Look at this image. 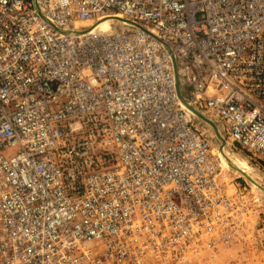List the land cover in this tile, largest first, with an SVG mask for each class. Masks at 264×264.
Wrapping results in <instances>:
<instances>
[{"label":"built area","instance_id":"built-area-1","mask_svg":"<svg viewBox=\"0 0 264 264\" xmlns=\"http://www.w3.org/2000/svg\"><path fill=\"white\" fill-rule=\"evenodd\" d=\"M177 82L264 162V0H0V264H212L243 242L258 200Z\"/></svg>","mask_w":264,"mask_h":264},{"label":"rangeland","instance_id":"rangeland-1","mask_svg":"<svg viewBox=\"0 0 264 264\" xmlns=\"http://www.w3.org/2000/svg\"><path fill=\"white\" fill-rule=\"evenodd\" d=\"M199 125L204 129V131L212 137V142L214 147L219 144V139L216 137L213 129L206 123L198 120ZM219 126L221 123L217 122ZM228 150V151H227ZM225 149L226 154L232 159H245L249 162L250 166L253 167L254 172L252 174L254 183H252L245 175L236 171L234 168L226 167L229 173L233 177H238L236 182L241 185H247V190H249L250 195L255 196L258 200L255 204V211L250 217L251 227L247 231L243 242L231 250H223L218 260L212 262V264H227V258L229 254H234V257H239L238 254H242L241 260L244 264H264V166L258 161L250 157V155L240 149L237 144H231ZM260 185H259V184ZM239 187V185H237Z\"/></svg>","mask_w":264,"mask_h":264},{"label":"bare ground","instance_id":"bare-ground-1","mask_svg":"<svg viewBox=\"0 0 264 264\" xmlns=\"http://www.w3.org/2000/svg\"><path fill=\"white\" fill-rule=\"evenodd\" d=\"M122 19H123V16L120 15V14H116V15H112V16H106L105 18H102L101 20H99L98 22L93 24L92 28L93 29H98L100 31H108L110 29L122 28V27L127 25V21H124ZM193 118L198 123V119L196 117H193ZM213 131H214V129H213ZM214 133H215V131H214ZM215 135H216V133H215ZM208 136L212 139V137L210 135H208ZM216 137L218 138L217 135H216ZM214 149L222 157V161H223V165L224 166L230 167L232 169L234 168L236 171H239L240 173L245 175L249 180L252 178L253 180H250V181L252 183H254V178L252 176V174L254 172V169H253L252 166H250V164H249V162L247 160L238 159V158L237 159H232L226 154L225 149L223 150V152L222 151L220 152V150L216 146H215ZM226 150H227V148H226Z\"/></svg>","mask_w":264,"mask_h":264},{"label":"water","instance_id":"water-1","mask_svg":"<svg viewBox=\"0 0 264 264\" xmlns=\"http://www.w3.org/2000/svg\"><path fill=\"white\" fill-rule=\"evenodd\" d=\"M124 21H127L126 19H122ZM129 22V21H127ZM91 30H93V28H91ZM173 60H174V64L176 65V62H175V59L173 57ZM175 72L177 74V68L175 66ZM177 90H178V96L180 97L182 103L184 104V106L189 109L193 116L196 117L198 120L206 123L207 125L211 126L216 135L218 136L219 138V144H217V148L220 150V152L226 148H228L227 144H226V140L225 138L223 137V135L221 134L220 132V129H219V124L217 123L218 121H215L209 117H207L206 115H204L202 112H200L198 109H196L193 105H191L185 98L184 96L182 95L181 93V90H180V85H179V82H177ZM201 127V125H200ZM202 128V127H201ZM237 146L241 149V146L239 144H237ZM248 153V152H247ZM249 154V153H248ZM250 155V154H249ZM221 157V156H220ZM222 158V157H221ZM263 166H264V162L263 161H259ZM250 180H253L252 178ZM255 180V179H254ZM259 184V183H258ZM260 185V184H259ZM261 189L264 190V187L261 186Z\"/></svg>","mask_w":264,"mask_h":264}]
</instances>
